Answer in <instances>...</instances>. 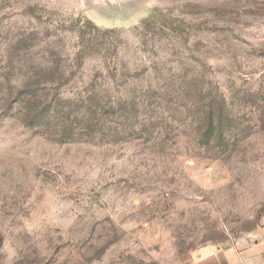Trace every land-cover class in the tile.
Returning <instances> with one entry per match:
<instances>
[{
    "label": "rangeland",
    "instance_id": "1",
    "mask_svg": "<svg viewBox=\"0 0 264 264\" xmlns=\"http://www.w3.org/2000/svg\"><path fill=\"white\" fill-rule=\"evenodd\" d=\"M156 9L174 30L140 39ZM263 229L264 0H0V264H189Z\"/></svg>",
    "mask_w": 264,
    "mask_h": 264
},
{
    "label": "trees",
    "instance_id": "2",
    "mask_svg": "<svg viewBox=\"0 0 264 264\" xmlns=\"http://www.w3.org/2000/svg\"><path fill=\"white\" fill-rule=\"evenodd\" d=\"M82 21V20H79ZM87 26L94 28L96 31L100 32L102 35H106L107 33H110V39H114L113 41L110 40V47L111 46H115V42L116 40H118V35H120L123 31L121 29H100L99 27H97L96 25H94L90 20L84 21L83 25L80 29V36L82 38H86L87 35L91 34V31L89 29H87ZM174 22L168 18L167 14L164 13L163 11H161L160 9H156L155 13L152 14L150 17H148L147 19H145L140 25H136L134 27V31L136 33V35L142 39L143 37H147L149 34L150 35H154V36H158L159 33L164 34L166 33V29L168 30H174ZM95 39V38H94ZM97 39V38H96ZM91 44L86 46V47H82V49H80L79 51V55H81V57H83V54L89 52V50H92L95 46V43L92 42V39L89 38L87 39ZM119 64H114L115 68H118ZM111 78H113V76H111ZM155 86L152 85H148L147 91L142 92L140 95V99L136 98V99H127L124 100L123 102L121 101H110L109 102V106L110 107H149L151 105L154 104V102H149L148 99L150 97H156L158 99L163 100V95L156 91V89H159L160 91L163 89H167V90H177L175 88V85L173 82H169L167 83L165 86H161V85H157L156 87L158 88H153ZM180 90H189V87L185 88V87H179ZM162 92V91H161ZM138 97V96H136ZM52 104H48L49 107H51ZM59 104L56 103L54 106H58ZM209 107H213V105L210 104ZM214 107H227V102L225 99H221L217 102V105ZM223 110V109H222ZM209 119V125L210 128L208 129L210 132L214 131L216 129V127H214V121L221 119L220 114L218 113L216 119H214V117L210 116L208 117Z\"/></svg>",
    "mask_w": 264,
    "mask_h": 264
},
{
    "label": "crops",
    "instance_id": "3",
    "mask_svg": "<svg viewBox=\"0 0 264 264\" xmlns=\"http://www.w3.org/2000/svg\"><path fill=\"white\" fill-rule=\"evenodd\" d=\"M264 261V229L257 242L247 243L243 238L234 244L215 247L189 264H261Z\"/></svg>",
    "mask_w": 264,
    "mask_h": 264
},
{
    "label": "water",
    "instance_id": "4",
    "mask_svg": "<svg viewBox=\"0 0 264 264\" xmlns=\"http://www.w3.org/2000/svg\"><path fill=\"white\" fill-rule=\"evenodd\" d=\"M94 1H96V2H105V1H109V2L115 3V2L123 1V0H94Z\"/></svg>",
    "mask_w": 264,
    "mask_h": 264
},
{
    "label": "built area",
    "instance_id": "5",
    "mask_svg": "<svg viewBox=\"0 0 264 264\" xmlns=\"http://www.w3.org/2000/svg\"><path fill=\"white\" fill-rule=\"evenodd\" d=\"M261 264H264V261H263V263H261Z\"/></svg>",
    "mask_w": 264,
    "mask_h": 264
}]
</instances>
